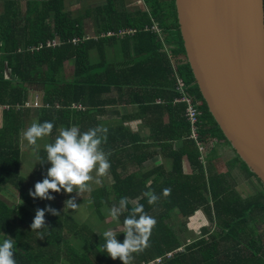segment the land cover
Segmentation results:
<instances>
[{
	"label": "trees",
	"instance_id": "1",
	"mask_svg": "<svg viewBox=\"0 0 264 264\" xmlns=\"http://www.w3.org/2000/svg\"><path fill=\"white\" fill-rule=\"evenodd\" d=\"M33 2L37 10L25 18L24 27L17 32L14 30L18 19H11L10 13L19 4H7L4 20L12 23L0 33V108H8L3 111L0 127V186L13 185L18 193L14 194L13 208L0 199V242L6 236L15 240L17 264H122L102 251V233L78 225L64 210L65 201L71 197L63 190L50 193L55 197L51 201L29 195L51 167L43 149L40 159L35 156L36 169H30L25 177L20 174L18 138L29 122V94L33 92L40 99L35 121L54 123L48 143L54 141L61 127L75 125L83 132L102 125L100 119L107 109L117 106L135 108L134 117L148 130L144 139L132 133L122 124L128 118L106 127L108 139L103 148L111 153L109 173L114 178V197L109 200L110 192L103 187L90 192L91 207L98 213L99 221L104 220L101 211L105 204H118L122 197L136 198V203L143 204L145 211L155 217L157 224L149 244L134 254L132 264H147L156 258H161L159 264H264V187L237 155L241 169L261 186L245 197L229 182L230 172H212L210 164L199 160L196 144L190 139L184 103L175 101L181 96L177 84L180 80L182 92L202 103L199 141L206 144L215 140L229 147L185 60L173 0H144L146 9L139 5L133 13L119 10L122 0H106L99 10L103 25L87 39L83 19L73 18L64 10L65 0ZM129 30L133 32L120 34ZM51 41L56 44L47 46ZM116 45L123 50L122 65L108 61L105 54L106 47ZM34 46L37 48L32 49ZM94 53L97 59L93 62ZM178 140H183L184 147L169 153L172 167L160 186L145 187L146 176L140 171L149 157L145 149H170V144ZM183 158L190 162L191 173L183 174ZM204 166L209 167L206 170ZM127 168L132 171L127 173ZM164 188L171 189L167 198L162 195ZM147 190L161 197L156 204L149 205L142 196ZM47 206L59 211L60 216L46 211L48 229L40 230L41 239L31 224L36 210H46ZM132 207L129 205L121 215L120 224ZM197 211H203L216 226L214 234L206 238L210 229L204 228L201 237L190 244L179 241L167 221L179 216L187 229L189 219ZM71 236H75L81 250L72 245ZM117 239L122 243L124 234L120 233ZM169 252L171 256L166 258Z\"/></svg>",
	"mask_w": 264,
	"mask_h": 264
},
{
	"label": "water",
	"instance_id": "2",
	"mask_svg": "<svg viewBox=\"0 0 264 264\" xmlns=\"http://www.w3.org/2000/svg\"><path fill=\"white\" fill-rule=\"evenodd\" d=\"M185 60L233 153L264 187L263 0H173Z\"/></svg>",
	"mask_w": 264,
	"mask_h": 264
},
{
	"label": "clouds",
	"instance_id": "3",
	"mask_svg": "<svg viewBox=\"0 0 264 264\" xmlns=\"http://www.w3.org/2000/svg\"><path fill=\"white\" fill-rule=\"evenodd\" d=\"M53 130V122L44 121L40 123L34 121L22 131L23 139L32 146L33 155L37 159H40L38 141L51 136ZM107 134L108 129L102 125L89 128L83 132L75 125L61 127L54 141L44 144L46 161L51 164V167L47 170L46 177L42 182L35 184L34 191H29V195L33 199L39 198L51 201L55 197L50 193H61L62 190L67 194L76 192L81 197L83 193L91 192L92 184H100L101 178L107 176L111 168L109 160L111 153L106 152L103 148V145L107 143ZM200 160L205 164L207 161L206 156ZM170 194V188L163 189V197L167 198ZM142 196L147 198L149 205L156 204L161 198L151 190L144 191ZM129 203L128 197H122L118 205L113 204L110 209L106 210L108 217L117 222V227L109 228L102 233L104 243L100 245L102 251L111 259H118L122 264H132L134 254L142 252L148 246L152 231L157 224L155 217L145 211L143 204L138 203L134 204L129 214L124 217L122 224H120V217L128 211ZM80 207L77 205L75 197H73L65 201L64 210L72 209L76 211ZM46 211L54 216H60V212L51 206H47L46 210L39 208L36 210L31 229L37 231L41 235V239L43 234L40 230L47 228ZM198 212L204 213L203 211H197L195 215ZM120 233L125 236L122 243L117 239ZM6 237L0 242V264H17L15 240L10 236ZM156 259L149 261L147 264L154 262Z\"/></svg>",
	"mask_w": 264,
	"mask_h": 264
},
{
	"label": "crops",
	"instance_id": "4",
	"mask_svg": "<svg viewBox=\"0 0 264 264\" xmlns=\"http://www.w3.org/2000/svg\"><path fill=\"white\" fill-rule=\"evenodd\" d=\"M33 1L40 2L41 0H0V33L4 31L7 25L9 26L10 23H12V20L9 22L8 21L6 22L4 20L5 13H6L5 6L7 4H10L12 2L19 4L18 9H16L13 13H10L12 17L11 19L13 20H16V18L17 19L21 18L20 21H17V24L15 26L14 31L17 32L24 27L25 18H27L28 15L31 16L33 14L32 12L36 9V4ZM105 2L106 0H65L64 10L69 12L71 17L73 18L83 19V28H84L85 35L87 36V38H90V37H93L95 32L98 30V28H100V26L103 25V19H101L99 10H100V7L105 4ZM139 5L140 7H142V9H146L144 0H122V2H120V5H119V10H122L125 13L126 12L133 13ZM147 10H148V7H147ZM19 11H20V14L18 15ZM36 48L37 46H34L32 49H36ZM108 49H109V52L111 51L114 52V55L112 57H108L107 55ZM105 54H106L108 61L115 62L119 65H122L124 63L123 50L121 49L119 45H116L115 47H109V46L106 47ZM94 59L95 58L91 57V60L93 62H94ZM29 95L33 96L34 98L36 96H39L37 92H33ZM31 103L34 104L33 101H31ZM201 106H202V103H201ZM115 109H117V111H115ZM121 109L128 111V114L125 111H123L120 114L119 112L121 111ZM133 110H135V108L129 107V106H121V107L117 106V107L108 108L106 111V114L100 119V122L102 123L104 127L112 126L120 122L117 120L118 122L113 123L110 121V119L114 115L116 116L120 115V117L128 118V120L123 121L124 122L123 125L124 126L126 125L125 127H128L132 133L140 134L141 138L143 139L147 138L149 134L148 130L143 127L142 122L140 120H137V117H134L135 113ZM130 112L131 114H129ZM201 116H202V113H201ZM30 122L33 123L34 121H30ZM165 123L166 121L164 120L163 124ZM2 125H3V112H0V127ZM194 143L196 144V147L198 150L197 143L195 141ZM144 144L146 145L147 143H144ZM205 145H206L205 153H207L206 163L208 165L210 164L212 172H221V171H217L221 166H224L226 168L225 172H230V174H231V171L233 173V171L235 170H240L241 167L239 166V163L236 160V155L235 153H233L230 147L225 145L223 142H218V141H213V143H206ZM183 147H184L183 140H178L170 144V149L160 150L159 148H156V147L154 148L149 147L145 149L149 157L140 166L141 174H144L146 176L145 185H144L145 187L149 188L151 185H153L156 188H158L160 186V182L164 178L165 173L169 172L172 167V158H169V153L173 151H180L183 149ZM198 153H199V160H200L201 159L200 150H198ZM203 157H204V154L202 156V159H204ZM23 158L25 157L21 155V161L23 160ZM204 167L207 170L209 166H204ZM121 169L122 167H120L119 172H121ZM135 169L136 168L134 167L133 170ZM130 171H132L131 168H127V173ZM192 171L193 169H192L190 162L187 160V158H183L182 160L183 174H188V173H191ZM20 174L22 176L21 171H20ZM121 174L123 175L124 172L123 173L121 172ZM25 176L27 175L25 174ZM108 177L110 178L108 180L109 185L103 184L99 186L98 188L103 187V189H105L107 193L110 192L109 200L112 201L114 195L112 193L113 191H112L111 186L114 183V178L112 177L111 173H109ZM7 187L10 188L9 189L10 193L7 192ZM15 191L16 190L14 189L13 185L6 184L3 186H0V192L4 194L3 195L0 193V195L4 196L1 198L2 200L5 201V203L8 205L9 208H13L15 206L16 201H15L14 194H18L17 192L15 193ZM10 195L13 196L14 199L8 198ZM5 197H7L8 199H6ZM78 201L79 200H76V203H78ZM129 201H130L129 205L134 206V204H136L137 199L129 198ZM105 207H106L105 209H108V208H111L112 206L107 207V205L105 204ZM68 211L69 210L66 209V212Z\"/></svg>",
	"mask_w": 264,
	"mask_h": 264
},
{
	"label": "rangeland",
	"instance_id": "5",
	"mask_svg": "<svg viewBox=\"0 0 264 264\" xmlns=\"http://www.w3.org/2000/svg\"><path fill=\"white\" fill-rule=\"evenodd\" d=\"M20 19H18V21H20ZM107 51H108L107 52L108 57H112L114 55L113 51L109 52V49ZM92 57L97 59L95 54ZM68 65H72V63L69 62ZM38 100H40V99L39 98L36 99L33 96L29 95V101H30V103L28 104L29 122L28 123L26 122L24 124V126H23L24 128L21 130V132L19 134V138H18V143L20 145V154L25 157V158H23L22 161L20 160V163H21L20 164V171L22 173V177H24L25 174L27 175L29 173L30 169H36V165H37V160L35 159V155H33L32 146L29 145L27 143V141L23 139L21 133L24 129H26L27 127H29L32 124L30 121H35L37 119V116L39 113V101ZM31 101H33L34 104L31 103ZM36 103H37V106L34 107ZM117 109H115V111H117ZM4 110H5V108H1L0 112H3ZM123 111H125V110L121 109V111L119 113L121 114ZM125 112L128 114V111H125ZM129 114H131V112ZM122 118L123 117H120V115H117V116L114 115L110 119V121L113 123H116V122L120 121V119H122ZM123 123L124 122H122V124ZM48 141H49V137H45L44 139L38 141L39 154H40V151L44 149V144L48 143ZM211 143H213V141H211ZM225 170H226V168L224 166H221L217 171H221V172L224 171L225 172ZM108 176H109V173L107 176L102 177L100 184L93 183L92 189L98 188L99 186H101L103 184L109 185L108 180L110 178ZM228 179H229V182L232 184V186L235 188V190H237L241 194V196H243V197L250 195V194H254L256 191L261 189V186L256 181V179L253 176L246 175V173L241 168H240V170L233 171V173L231 171V174H229ZM9 189L10 188L7 187L8 193H10ZM0 193L3 194L2 192H0ZM15 193H16V191H15ZM68 195L71 198L75 197L76 200H79L77 205L81 206V207L79 209H77L76 211L72 210V209H69V211H68L69 215L72 217V220L75 223H77L78 225L83 224L97 234L103 233L105 230H107L109 228H116L117 227V222L112 221L108 217L107 211H106L107 209H105L106 208L105 206L102 209L101 213L103 214L104 218L105 217L106 218L103 221H99V219L97 217L98 213H96V211L94 212V210L91 207L92 200L90 197V192L83 193L82 197L78 196L76 194V192H73L72 194H68ZM1 197H4V196L0 195V199H1ZM5 198L6 199H8V198L14 199V197L11 195L8 198L7 197H5ZM23 205H24V207H26L25 204H23ZM108 209H110V208H108ZM203 214L201 212H198L196 215H194V217H191L187 223V229H185L181 225V219L179 216L174 217V219L173 218L169 219L167 222L170 223V227L176 233L179 241H181V242L184 241L185 243L190 244L191 242H193V241H195L201 237L204 228L210 229V232L208 235H206V238H209L212 234H214V232L216 230V226L211 224V222L208 220L205 213H203ZM74 237L75 236H71V238L69 240L71 241L73 246L74 245L78 246V249L81 250V247L78 244L77 239H74Z\"/></svg>",
	"mask_w": 264,
	"mask_h": 264
},
{
	"label": "built area",
	"instance_id": "6",
	"mask_svg": "<svg viewBox=\"0 0 264 264\" xmlns=\"http://www.w3.org/2000/svg\"><path fill=\"white\" fill-rule=\"evenodd\" d=\"M154 30L158 31L157 27L156 26H153ZM133 31L129 30V31H121L120 34H123V33H132ZM108 36L112 35L111 33H108L107 34ZM87 39V37H86ZM72 42H76V40H73ZM56 44V41H51V42H47V46H54ZM177 84H178V89L179 91L181 92V96H179L178 99H176L175 101L176 102H180V103H184V106H185V119H187V121L189 122L190 124V130H191V138L193 141H195L198 145V149L200 150V153H201V156H203L204 154V157L207 155V153H205V150H206V145L199 141V129L201 127V120H200V116H201V113H200V110L199 108L201 107V102L200 101H197V100H194L193 97H191V95L187 94V93H184L182 92V89H181V81L180 80H177ZM37 106V103L35 104L34 107ZM5 109H8L7 107H5ZM202 159V157H201ZM171 256V252L167 253L165 255L166 258H169ZM161 262V258H157L154 262H150L149 264H159Z\"/></svg>",
	"mask_w": 264,
	"mask_h": 264
}]
</instances>
